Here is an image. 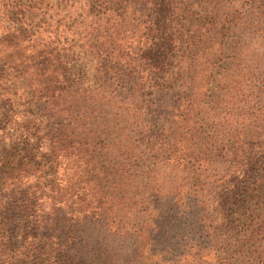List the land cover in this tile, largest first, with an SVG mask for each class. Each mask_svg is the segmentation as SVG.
<instances>
[{
    "label": "trees",
    "instance_id": "16d2710c",
    "mask_svg": "<svg viewBox=\"0 0 264 264\" xmlns=\"http://www.w3.org/2000/svg\"><path fill=\"white\" fill-rule=\"evenodd\" d=\"M171 212L184 263L264 264V0H0V264L86 223L149 261Z\"/></svg>",
    "mask_w": 264,
    "mask_h": 264
},
{
    "label": "rangeland",
    "instance_id": "374dc122",
    "mask_svg": "<svg viewBox=\"0 0 264 264\" xmlns=\"http://www.w3.org/2000/svg\"><path fill=\"white\" fill-rule=\"evenodd\" d=\"M173 212L170 215H160L155 218V226L159 232L155 237L156 241H153L149 249V252L155 257L149 261L144 260L142 263L139 262L136 255L131 257V259L133 258L131 262L129 259H125V253L133 249V238L121 239V234L115 233V228L112 226L95 225L88 228V223H86L80 236L97 241L94 248L88 246V253H91L93 257L104 254L107 256L106 260L109 264H186L181 259L182 244L191 238H196L197 242L198 236L185 217L180 218ZM184 238L187 239L184 240ZM93 257L88 261V264L92 262ZM92 264L102 263L93 260Z\"/></svg>",
    "mask_w": 264,
    "mask_h": 264
}]
</instances>
